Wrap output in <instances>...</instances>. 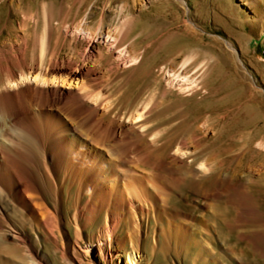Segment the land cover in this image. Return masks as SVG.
<instances>
[{
    "label": "bare ground",
    "instance_id": "1",
    "mask_svg": "<svg viewBox=\"0 0 264 264\" xmlns=\"http://www.w3.org/2000/svg\"><path fill=\"white\" fill-rule=\"evenodd\" d=\"M53 20L44 6L41 34L35 21L30 33L22 28L0 40V264H145L148 249L180 255L189 248L198 259L202 241L216 234V203L207 223L194 228L189 216L172 214L186 151L178 146L153 160L159 138L148 124L150 106L122 113L107 90L120 61L139 60L120 50L115 65H103L105 51L114 57L111 45L120 47L126 23L104 32L80 25L84 35L108 38L89 48L90 39ZM169 84L186 92L195 80L178 72ZM199 168L215 169L207 162ZM100 220L85 245V230ZM152 226L157 233L145 247ZM129 248L135 253L125 260Z\"/></svg>",
    "mask_w": 264,
    "mask_h": 264
},
{
    "label": "rangeland",
    "instance_id": "2",
    "mask_svg": "<svg viewBox=\"0 0 264 264\" xmlns=\"http://www.w3.org/2000/svg\"><path fill=\"white\" fill-rule=\"evenodd\" d=\"M44 6L56 26L66 21L70 33L90 39L89 48L108 38L84 35L80 25L104 32L126 23L120 47L111 45L114 57L105 51L103 65H115L120 50L139 60L120 61L107 87L111 100L122 113L150 106L148 124L159 138L149 149L153 160L178 146L186 151L173 215L189 216L184 219L194 228L207 223L216 203V234L202 241L201 257L189 248L180 255L148 249L145 264H264V0H0L1 42L22 28L30 33L35 21L41 34ZM60 49L68 52L66 45ZM178 72L194 79V87L171 86ZM206 162L215 169H200ZM69 206L65 201L68 216ZM100 223L85 230V245ZM151 230L145 247L157 233ZM134 253L129 248L125 260Z\"/></svg>",
    "mask_w": 264,
    "mask_h": 264
}]
</instances>
